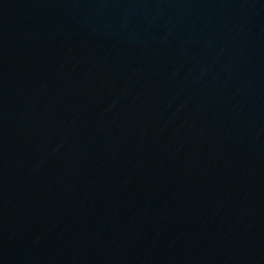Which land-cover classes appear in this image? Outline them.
<instances>
[{
	"label": "water",
	"instance_id": "1",
	"mask_svg": "<svg viewBox=\"0 0 264 264\" xmlns=\"http://www.w3.org/2000/svg\"><path fill=\"white\" fill-rule=\"evenodd\" d=\"M264 148V0H92Z\"/></svg>",
	"mask_w": 264,
	"mask_h": 264
}]
</instances>
